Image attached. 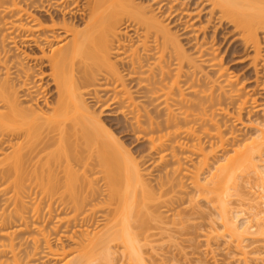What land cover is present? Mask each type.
<instances>
[{
    "label": "bare ground",
    "instance_id": "1",
    "mask_svg": "<svg viewBox=\"0 0 264 264\" xmlns=\"http://www.w3.org/2000/svg\"><path fill=\"white\" fill-rule=\"evenodd\" d=\"M185 2L0 0V264H88L113 242L141 264L137 243L149 220L171 211L187 188L191 200L219 204L224 231L208 243L228 236L249 261L242 247L249 226L240 229L226 197L237 170L264 178V123L243 140L227 130L229 121L245 126L257 100L222 65L216 41L231 26L234 43L254 51L257 77L264 74V0ZM102 113L122 117L148 142L150 164L166 170L157 189ZM93 221L98 230H90ZM32 227L36 235L23 238ZM59 228L57 239L68 237L74 249L54 246Z\"/></svg>",
    "mask_w": 264,
    "mask_h": 264
},
{
    "label": "rangeland",
    "instance_id": "2",
    "mask_svg": "<svg viewBox=\"0 0 264 264\" xmlns=\"http://www.w3.org/2000/svg\"><path fill=\"white\" fill-rule=\"evenodd\" d=\"M136 1L138 2L142 0H136ZM189 1L186 0V2ZM179 2L184 3L185 0L184 1L179 0ZM172 29L176 30L173 26ZM232 29L233 28L231 26L227 25L223 30L222 29L220 30L217 37V41H216L217 44L218 43L221 44L220 55L223 52L224 53L223 58H225L223 59L222 65L224 67H227L226 69L230 71L229 72L230 74H234L235 76L237 75L239 77V82L240 81L244 82L246 91L248 90L247 91L248 94L254 96L257 100L255 102V106L254 104H250L249 105L250 108L248 109L249 111H246L244 114V121L246 124L245 126L240 127V125L238 124L236 125L231 121L227 122L228 125L227 130L238 131L237 133L239 135V138L243 140L245 138L255 137L257 133L256 132L257 127L262 126V124L264 123V74H262V72L260 71L261 69H259V73L257 77L254 67L250 65L252 61L251 57L254 51L251 50V48H249L250 50L249 49L245 50L240 45L239 41H236L234 43L235 34L231 31ZM208 34L210 35L213 34L212 28L208 30ZM259 36L261 38V45L264 53V37L262 38L263 33H261ZM133 37L134 40H138L137 39L138 37L134 36V34ZM182 40L183 43H185V47L187 49H190L188 48L190 46L186 42H184V40L186 39L182 38ZM226 47L228 50L224 52L226 50ZM23 48L29 50L28 45H24ZM36 68L38 67H35L34 69ZM42 68L43 70H47L46 66L45 67L42 66ZM37 70L39 71V68ZM50 80H51L50 78L46 77L43 80V82L44 85L49 82L48 84L49 85L51 84L50 85L51 88L53 84ZM45 96H46L45 98L47 99H52V97L54 98L56 96L54 85L52 86L51 90H49V93H47ZM95 109L97 112H99L98 108ZM250 111L251 113L249 114ZM112 116L113 115L110 116L102 113L101 118L107 121L106 125L113 124L112 128L115 129V133H117V137H119V141L124 143L123 145L133 153V155L136 157L138 161L141 162L143 161L142 168L146 173V177L148 181L154 186V188L157 189L156 182L158 176L164 175L166 170L163 168V166H161V164L157 163L156 165L155 164L156 162L150 164V161H153V158L148 156L149 153L148 150L149 148L147 145L148 142L142 140L137 141L135 135L131 134L130 130L126 128L125 123H123L124 122L123 118L120 116H113L112 118ZM149 159L151 160L149 161ZM185 166L192 168L193 163L186 162ZM211 167L213 168L214 166L212 165ZM260 169L264 170V164L261 165ZM163 170L165 171L163 172ZM244 171L237 170L238 185L229 191L226 199L228 200L229 202L228 204L232 209V212L230 214L231 216L235 215L236 214L235 212H240L239 220H237L239 227H241L240 229L243 230L244 228H247L249 226V228L246 229V233L249 235L244 236L242 242L243 250H245L249 256L247 257L249 260L247 261V263H245L244 260H240V253H239L240 250H238L236 242L231 238H229L228 236H221L219 238H216L215 236L212 238L211 242L208 243L209 241L207 240V237L209 235L215 232L222 233V231H224L221 225L222 219L220 218L219 215V207H218L219 204L217 202L215 203L214 201L204 198L203 196L202 197L194 196L193 199L191 200L190 195L192 191L190 188H187L188 192H190V195H184V199L180 203L175 204L172 207L171 211L164 212L162 215L152 218L153 220L152 219L149 220L150 223L148 222L149 223L148 226L149 227L151 226L152 230L150 229L149 232L147 230V233L145 232L146 230H144V233L145 235L151 234L150 237L148 238V236H145L143 233L141 240L139 238V242L137 243V246L139 247L141 252V256H143L141 258H144L141 261V264L142 263L143 264H264V233L261 234L260 232V231H264V213H263L264 201H261L262 197L264 199V196H262L264 195V188H263L264 178L262 179V181L261 180L259 181L260 178H258L256 175L255 178H253L254 177L253 172L250 171L244 172ZM206 175L207 173L203 174L202 177ZM79 176L81 178V175ZM95 176L97 175L91 174V177H95ZM74 177H76V180L79 178L78 175ZM74 177L72 176V178ZM183 181H185L184 183L187 185V187L190 186L188 184L189 180L187 178L183 179ZM259 194L261 195V197L259 196ZM257 195L259 197H257ZM256 198L258 199L260 198L258 202H257L258 199ZM260 201L261 203H259ZM261 209H263L260 212L262 214H259L260 216L258 215V217H255L256 213ZM96 214L95 217L97 216ZM97 218L95 220H97ZM30 220L31 219L29 218V221ZM39 220L37 221L39 222ZM43 220L48 222L47 224V222L45 223L43 221L45 225L47 224L46 226L48 228L50 221L47 218ZM51 220L54 221V219ZM32 222H30V224ZM40 222L42 221L40 220ZM32 224L31 226H33ZM136 224L137 223H135V225ZM100 227L101 225H98L97 222H94L90 224L89 228L91 231H94L95 228H96L95 230H98V228ZM30 229L31 230L28 229L29 231H26L25 233L20 232L22 235L21 234L19 235L23 236V238L27 236L30 239L31 236L36 235V232L33 230V227ZM53 231L54 230H52L51 233H52L53 244L55 247L60 246L61 244L65 245L67 249L70 248L74 249L76 247V244L74 245V242L72 241L73 242L72 243L71 240L68 239V237L67 238L63 237L61 241L57 239L61 233L59 232L61 231V228H59L58 230L59 233H57V231L54 232ZM140 231L142 230L140 229ZM110 245H111L109 250L110 252L109 251L105 252L100 250V248H98V251L96 250L97 252H94L92 260L90 259L91 261H89L88 264H140V260L138 261L136 257L130 258L129 254L126 253V249L123 247L124 245H122L120 242L117 243L113 242ZM41 259L42 258L37 260H41ZM24 261H26V259ZM64 261H60V262L63 263ZM32 262L33 261L29 263L32 264ZM42 262L43 261H41V263ZM25 263L28 264V261L24 262V264ZM43 263L52 264L53 262L52 261L49 262V260L46 261L44 259Z\"/></svg>",
    "mask_w": 264,
    "mask_h": 264
}]
</instances>
